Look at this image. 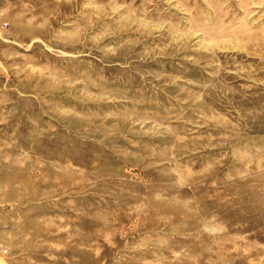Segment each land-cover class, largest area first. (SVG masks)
<instances>
[{
	"label": "rangeland",
	"instance_id": "rangeland-1",
	"mask_svg": "<svg viewBox=\"0 0 264 264\" xmlns=\"http://www.w3.org/2000/svg\"><path fill=\"white\" fill-rule=\"evenodd\" d=\"M0 264H264V0H0Z\"/></svg>",
	"mask_w": 264,
	"mask_h": 264
}]
</instances>
